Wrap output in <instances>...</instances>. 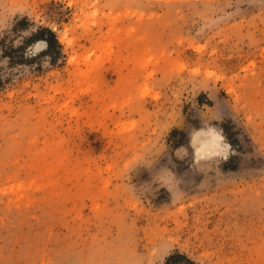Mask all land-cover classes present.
<instances>
[{
  "label": "rangeland",
  "instance_id": "1",
  "mask_svg": "<svg viewBox=\"0 0 264 264\" xmlns=\"http://www.w3.org/2000/svg\"><path fill=\"white\" fill-rule=\"evenodd\" d=\"M175 254L264 264V0H0V264Z\"/></svg>",
  "mask_w": 264,
  "mask_h": 264
},
{
  "label": "bare ground",
  "instance_id": "2",
  "mask_svg": "<svg viewBox=\"0 0 264 264\" xmlns=\"http://www.w3.org/2000/svg\"><path fill=\"white\" fill-rule=\"evenodd\" d=\"M218 140V136L214 132H211V130L197 132L193 137L196 153L219 152L221 148Z\"/></svg>",
  "mask_w": 264,
  "mask_h": 264
},
{
  "label": "trees",
  "instance_id": "3",
  "mask_svg": "<svg viewBox=\"0 0 264 264\" xmlns=\"http://www.w3.org/2000/svg\"><path fill=\"white\" fill-rule=\"evenodd\" d=\"M36 38H40L41 40H43L46 43V45H47L46 46L47 47L46 52L47 53H50V51L53 49V47L58 46L57 41L55 39V36L50 30H47V29L41 30L37 35H35L33 37V39H36ZM31 41H32V39H31ZM176 259H183V260H186L187 264H192L189 261H187V259L183 255H179V254L170 255L169 257H167L165 260V264H168L170 261H174Z\"/></svg>",
  "mask_w": 264,
  "mask_h": 264
},
{
  "label": "clouds",
  "instance_id": "4",
  "mask_svg": "<svg viewBox=\"0 0 264 264\" xmlns=\"http://www.w3.org/2000/svg\"><path fill=\"white\" fill-rule=\"evenodd\" d=\"M46 43L44 41H37L32 46H30V49L26 50V55L29 56H35L37 53L42 51L44 48H46Z\"/></svg>",
  "mask_w": 264,
  "mask_h": 264
}]
</instances>
